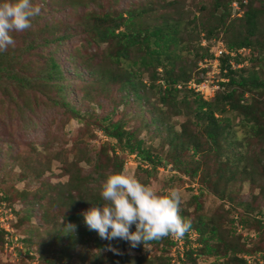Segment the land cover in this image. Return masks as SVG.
Masks as SVG:
<instances>
[{"label": "rangeland", "instance_id": "obj_1", "mask_svg": "<svg viewBox=\"0 0 264 264\" xmlns=\"http://www.w3.org/2000/svg\"><path fill=\"white\" fill-rule=\"evenodd\" d=\"M214 1L32 0L40 13L32 18L29 29L12 33L15 44L6 51L14 54L15 70L23 75H43L46 59L52 57L61 77L54 80L55 86L36 80L25 90L16 83L0 82V264H163L165 258H170L169 264H234L228 246L240 249L238 256H247L250 264L263 261L264 144L245 125L246 118L228 106L217 115L224 120L228 134L209 142L206 122L196 125L193 112L199 97L212 102L227 89L221 85L228 81L221 58L216 59L211 51L218 44L225 47V32L219 30L206 38L204 32L197 35L191 29L183 30L186 49L173 74L184 72L189 80L185 87L178 86L169 105L161 103L157 88L149 86L152 69L142 74L144 87H139L138 98L120 90L118 84L98 83L87 74L92 67H110L105 59L106 44L96 45L88 34L94 13L116 15L146 8L149 12L141 16V22H159L165 15L181 17L193 27V23L213 22ZM219 1L227 5L231 19L240 17L246 5L264 4V0ZM222 13L220 8L214 14ZM262 31L253 39L264 42ZM206 49L212 56L201 58ZM238 55L241 62L232 60L233 67L254 70L264 81V50L241 49ZM157 74L155 85L163 87L166 74L162 68ZM234 100L264 113L261 90L247 91L243 98L236 94ZM104 117L107 122L102 121ZM111 122H119L123 130L142 140L145 148L161 157V165L152 171L150 164L121 150L101 130ZM182 133L186 141L202 144L199 155L182 154L187 173L170 161L171 138ZM248 166H256L254 173L248 170L249 176L241 172ZM125 169L158 194H166L170 188L180 191V214L190 220L192 228L183 237H164V244L167 239L176 242L171 249L142 244L131 248L119 238H100L84 221L68 219L93 207L95 197L106 204L101 195L103 183ZM194 170L196 174L191 175ZM229 173L232 179L225 185L221 175ZM220 193L226 200L217 196ZM246 206L261 225L239 222ZM200 220L208 227L205 231L215 229L209 244L217 254H203L204 244L193 229ZM69 223L76 225L74 232L67 231ZM135 230L133 225L131 231ZM109 244L121 254L108 251ZM188 251H192L190 258ZM242 251L256 253L249 257Z\"/></svg>", "mask_w": 264, "mask_h": 264}, {"label": "trees", "instance_id": "obj_2", "mask_svg": "<svg viewBox=\"0 0 264 264\" xmlns=\"http://www.w3.org/2000/svg\"><path fill=\"white\" fill-rule=\"evenodd\" d=\"M1 2H3V0ZM213 7V22L208 21L207 24L193 23V27H190L189 23L181 17L173 19L169 16L165 17V15L160 17L159 22H141L139 21L141 16L149 12L146 8L130 10L126 13L121 12L116 15L105 13L100 16L94 13V17L92 18L93 22L89 28L88 34L96 45L106 44L105 59L110 67H92L87 74L95 79L93 81H97L98 83L118 84L120 90L129 92L138 98L141 97L138 94L139 87H144L142 74L152 69L149 86L152 87V89L157 88L158 92L161 94L159 98L160 102L169 105L173 103L176 92L180 90L178 86L181 84L185 87L189 80L184 72L179 71V73L173 74V68L176 62L181 58V52L186 49V43L182 39L183 30L191 29V31L197 33V35L200 34V32H204L207 36L206 38H209L219 30H223L226 35L224 48L229 53L227 55H222L220 60L222 63L221 68L223 71H226L225 78L228 81L227 83H221V85L227 89L225 88V91L218 93L216 97L214 96L215 98L212 102L203 101L199 97L200 102L196 103L197 105L193 110L196 118L195 124L199 125L200 123L206 122L204 127L206 140L215 143L217 138L228 134V132H224L225 125H222L224 120L217 117L218 114L220 115L226 112V106H228L229 110L238 111L242 117L246 118L245 125L250 126L257 138L264 144V113H260L257 109H253L252 104L243 105L240 104V101L234 100L236 94L239 98H243L247 91L255 92L261 90L264 92V81L259 79L254 70L246 71L247 69L243 68L237 71L232 65V60H235L237 64L241 62L240 55H238V51L241 49L254 48L264 50V42L256 41L259 33L264 29V4L259 7H254L252 4L246 5V9L243 11L242 15L233 19L230 18L231 14L227 5H224L221 1L215 0ZM220 8H223V13L220 16L215 15ZM198 45H200V43H198ZM31 50L32 49L28 48V51ZM205 52L206 53L201 55V58L212 56L209 55L208 49H206ZM13 59L14 54L12 55L8 51H0V82L16 83V86L19 85V87L25 90L27 86H31L32 82L36 80H41V82H44L46 85L55 86L57 82H54V80L57 81V78L61 77L59 67L52 57L46 59V67L43 75L35 77L23 75L21 72L16 71ZM167 66L170 67L167 68ZM160 68H162V71L166 74V78H164L166 84L163 85V87L155 85V82L159 80L157 71ZM176 69L179 70V67ZM59 87L62 89V84L59 83ZM238 89H240V92H238ZM173 107H177V104H173ZM179 111L178 109V112ZM102 121L107 122L108 118L104 117ZM101 130H103L107 137L115 140L121 150H127L129 154H135L141 162L150 164V170L155 171L157 167L161 165V157L157 154H152L148 148L144 147V142L136 139L133 133H128L123 130L119 122L108 123L106 126L102 127ZM170 144L174 146L171 147L173 154L170 156V161L177 170H181L185 165V160L182 156L184 152L191 151L193 155H199V152L202 150V144L200 142L197 140L191 141L190 139L186 141L184 139V133L171 138ZM111 150H114L113 147H111ZM115 166L120 167L121 165L115 164ZM236 167L240 168L239 165ZM182 170L185 173L188 172L185 168ZM248 170L254 173L256 166H248L241 170V172L249 176L251 173ZM195 174L196 171H192L191 175ZM230 177L232 179L230 173L229 175L222 174L221 180H223L226 185L228 182L230 183ZM217 196L221 200H226L223 193ZM94 205L98 207L102 205L99 197L93 199V206ZM252 212L253 210L249 209L247 206L243 207V217L240 218L239 222L247 225L251 221H256L261 225L260 220L257 219L256 216H253ZM180 215L182 216V214ZM68 219L84 221L83 216L80 214L69 215ZM193 226V229L200 234L199 241L204 244L203 254L210 256L213 255V253L217 254V252H215L216 249L209 244L210 240H213L216 235L215 229L205 231L208 227L206 223L201 220ZM185 234H187V232ZM162 239L163 238L150 241L146 245H161V249L165 250L167 248L171 249L172 246L176 245V242L171 239L170 241L167 239L166 244H164L161 242ZM102 246L103 245L99 247ZM226 250H232L230 256L233 261L231 263L250 264L247 256H238L240 249L237 247L236 251L234 246H228ZM242 252L249 257H252L251 253H256L254 251L251 253L247 251ZM191 255L192 251H188L187 256L190 258ZM261 259L263 260L261 263H254L264 264V255ZM139 262L141 264H152L151 261L149 263ZM169 263L170 258H165V260H163V264Z\"/></svg>", "mask_w": 264, "mask_h": 264}, {"label": "clouds", "instance_id": "obj_3", "mask_svg": "<svg viewBox=\"0 0 264 264\" xmlns=\"http://www.w3.org/2000/svg\"><path fill=\"white\" fill-rule=\"evenodd\" d=\"M40 11L32 0L0 2V51L14 46L12 33L29 29L32 18ZM101 195L107 203L102 207L94 205L81 215L89 230L97 231L102 239L119 238L136 248L169 235L183 237L191 228L190 220L180 215L182 197L178 189L170 188L166 194H158L152 186L127 174V169L109 175L102 185ZM133 225L134 232L131 231ZM66 229L74 232L76 225L69 223ZM107 250L121 254L111 244Z\"/></svg>", "mask_w": 264, "mask_h": 264}, {"label": "built area", "instance_id": "obj_4", "mask_svg": "<svg viewBox=\"0 0 264 264\" xmlns=\"http://www.w3.org/2000/svg\"><path fill=\"white\" fill-rule=\"evenodd\" d=\"M214 53L216 59H219L222 55H227L229 52L224 48V46H220L219 44L211 50ZM233 55V54H230Z\"/></svg>", "mask_w": 264, "mask_h": 264}]
</instances>
